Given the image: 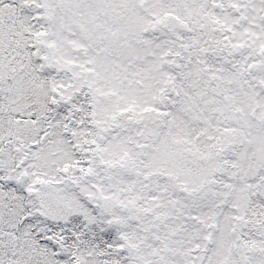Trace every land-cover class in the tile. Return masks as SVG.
Instances as JSON below:
<instances>
[{"label": "snow or ice", "instance_id": "snow-or-ice-1", "mask_svg": "<svg viewBox=\"0 0 264 264\" xmlns=\"http://www.w3.org/2000/svg\"><path fill=\"white\" fill-rule=\"evenodd\" d=\"M0 264H264V0H0Z\"/></svg>", "mask_w": 264, "mask_h": 264}]
</instances>
